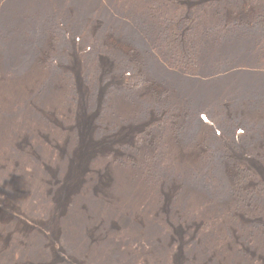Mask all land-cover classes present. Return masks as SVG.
Returning <instances> with one entry per match:
<instances>
[{"label":"trees","instance_id":"trees-1","mask_svg":"<svg viewBox=\"0 0 264 264\" xmlns=\"http://www.w3.org/2000/svg\"><path fill=\"white\" fill-rule=\"evenodd\" d=\"M117 1L0 0V45L17 50V61L43 62L47 78L68 85L69 66L49 68L57 50L51 44L73 36L63 50L80 80L112 59V71L99 72L107 82L111 74L110 88L134 105L122 122L145 124L114 141L107 157L153 197L178 183L175 196L197 192L199 215L171 200L186 214L180 221L202 218L211 248L234 229L241 241H230L234 250L254 259V232L264 230V149L251 146L248 135L264 131V0ZM177 144L200 147L199 163L178 168Z\"/></svg>","mask_w":264,"mask_h":264},{"label":"rangeland","instance_id":"rangeland-1","mask_svg":"<svg viewBox=\"0 0 264 264\" xmlns=\"http://www.w3.org/2000/svg\"><path fill=\"white\" fill-rule=\"evenodd\" d=\"M68 38L65 45L61 39L51 44L57 50L48 65L69 66V85L47 78L43 62L17 61V50L0 45V264H264L263 229L253 235L254 259L234 250L230 241L241 244L234 229L211 248L202 218L183 223L186 214L171 206L174 198L185 212L202 214L197 192L177 197V182L162 198L153 197L107 157L114 141L128 140L145 123L122 122L134 105L110 88L111 74L107 82L99 72L112 71V59L80 80L63 50L73 42ZM248 137L256 150L264 149V131ZM176 146L178 168L199 163L200 147Z\"/></svg>","mask_w":264,"mask_h":264}]
</instances>
